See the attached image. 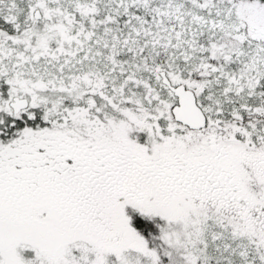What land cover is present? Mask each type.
I'll list each match as a JSON object with an SVG mask.
<instances>
[{
    "label": "snow or ice",
    "instance_id": "1",
    "mask_svg": "<svg viewBox=\"0 0 264 264\" xmlns=\"http://www.w3.org/2000/svg\"><path fill=\"white\" fill-rule=\"evenodd\" d=\"M0 264H264V0H0Z\"/></svg>",
    "mask_w": 264,
    "mask_h": 264
}]
</instances>
